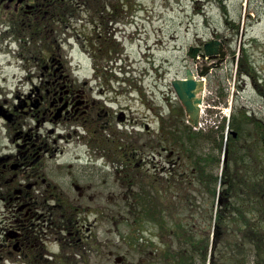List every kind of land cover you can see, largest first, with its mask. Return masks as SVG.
I'll return each instance as SVG.
<instances>
[{
    "label": "flooded vegetation",
    "instance_id": "flooded-vegetation-1",
    "mask_svg": "<svg viewBox=\"0 0 264 264\" xmlns=\"http://www.w3.org/2000/svg\"><path fill=\"white\" fill-rule=\"evenodd\" d=\"M130 1L0 0V43H19L21 68L32 83L11 103L0 100V264L85 262L95 250L93 229L104 220V211L94 214L89 204L97 170L100 180L110 163L126 178L150 166L153 176L169 177L180 160L176 137L184 135L189 146L191 126L174 79L159 76L154 61L139 77V70H125L120 94L110 97L105 54L115 50L116 62L125 51L121 36L135 16ZM66 47L88 54L90 77L75 74ZM203 63L214 69L222 62L217 56ZM118 96L126 104L116 111L109 103ZM74 138L85 154L67 158Z\"/></svg>",
    "mask_w": 264,
    "mask_h": 264
},
{
    "label": "rangeland",
    "instance_id": "rangeland-1",
    "mask_svg": "<svg viewBox=\"0 0 264 264\" xmlns=\"http://www.w3.org/2000/svg\"><path fill=\"white\" fill-rule=\"evenodd\" d=\"M130 4L135 16L134 25H128L126 34L121 36L125 51L117 56V63H109L106 71L111 98L115 96L113 93L120 94L125 70H129V67L135 72L139 70L134 75L139 77L142 71L149 68L147 63L154 61V70L159 72V76L166 77L168 81L183 78L187 69L200 66L188 56L191 47H201L211 39H225L228 60L214 68L207 79L208 93L205 97L203 121L208 126L212 123L223 126L224 120H228L236 111V117L240 120L249 113L255 122L264 124V0H131ZM66 49V60L75 68V74L81 79L90 77L93 68L88 54L76 47L73 50L69 47ZM239 52L242 58L238 62ZM24 53V56L29 54ZM20 54L22 51L19 43L12 44L11 47L0 43L1 102L7 99L11 103L16 95L28 93L32 88V83L26 79L27 72L21 68L23 60ZM152 76H155V72H152ZM117 98L118 100L109 103L116 111L126 104L121 96ZM137 108L138 103L132 105V109ZM227 122L225 121L226 125ZM213 126L209 127L210 130H215ZM245 133L247 140H240L238 146L233 143L234 148L229 149V145L225 148L224 144L222 154L218 153L219 160L223 161L224 156L228 158L229 152L230 160H235V157L241 160L238 158L239 154L246 156L245 158H254L255 148H250V144H254L260 132L254 124H249L246 125ZM65 151L67 158L78 153L85 154V149L75 138ZM184 160L187 164L190 163L186 170L192 171V158L187 155ZM109 166L104 173L106 179L100 180L102 174L97 170L99 177L96 176L91 185L93 188L96 186L97 190L90 193L94 197H91L89 204L95 206L94 214L104 211V220L93 229L95 250L90 252L85 262L80 258V264H166L160 260L159 250L164 249L163 242L169 241L177 251L180 246L177 238L171 231L161 232L153 221L142 220V214L139 213L142 199L152 196L153 191L149 186L155 177L154 170L151 166L143 171L130 170L126 178L119 175L120 167L117 163H110ZM238 167L245 170L247 165ZM235 172V167L232 166L229 169L230 175L234 176ZM244 172L240 173L243 177ZM217 173L222 177V166H219ZM194 179L195 186H190L191 178H187L183 192H193L198 203L194 210H191V205H184L180 209L169 208L173 210L169 211L173 221L193 212L195 222L202 224L206 214L203 196H206L207 189L197 176ZM79 184L85 187V181L81 180ZM223 186L218 187L221 193L227 188ZM144 187L148 188L146 193ZM191 188L194 190L190 191ZM104 189L105 192L99 191ZM232 191L247 198L246 192L238 189ZM153 196H162L164 205H170L168 197L172 195ZM231 202L240 206L237 200L231 199ZM90 216V220H94L95 216ZM257 217L259 215L256 214ZM262 217L263 215L261 219ZM197 228L200 231V227ZM245 233L239 235L235 229V237L216 243L213 248L218 253L213 254V260L208 264H264V230H258V237L256 233V245H246ZM189 237L190 235H186L185 238L190 240ZM236 248H239L238 252ZM171 251L176 252L174 249Z\"/></svg>",
    "mask_w": 264,
    "mask_h": 264
},
{
    "label": "trees",
    "instance_id": "trees-1",
    "mask_svg": "<svg viewBox=\"0 0 264 264\" xmlns=\"http://www.w3.org/2000/svg\"><path fill=\"white\" fill-rule=\"evenodd\" d=\"M126 7L127 10L130 9V2ZM68 11L72 12L73 10ZM114 55L115 50L107 52L105 54L107 58L103 56L105 58L104 62L107 65L113 63L115 61ZM236 115L235 111L231 117L229 127L231 132L237 133V137L230 134L227 145H229V149H232L234 148L233 143L238 146L240 140H247L244 135L246 134V125L254 124L260 132L254 144H250V148L251 146L255 148L253 150L255 151L253 153L255 154L254 158L250 156L245 158L246 156L239 154L238 158L241 160H237L236 157L235 160H230L231 152H229V157L226 160H219L218 153L222 154L221 151L225 144V122L218 130H209L207 132H195L191 130L189 146H187L184 135L181 138L176 137V146L180 151V160L176 162L174 173L170 174L169 177L165 176L161 179L154 177L152 185L149 186L153 191L151 193L152 196L143 198L139 204L142 205L139 212L142 214V220L153 221L161 232H165L166 230L171 231L174 237L177 238V243L180 244L179 249L176 251L171 242H163L162 248L164 249L159 250V255L161 257L160 260H163L166 264L211 263L213 254L218 253L213 247L216 243L218 244L224 240L227 241L229 237H235L233 234L235 229H237L239 235L247 233H245L246 245H256V233L258 237V230H264V124L262 122H255V119L249 113L242 116L241 120ZM233 150L235 151V149ZM216 153L217 155H215ZM187 155L189 158H192L193 168L190 172L186 170V167H189L190 163L187 164L186 160H184L185 158L187 159ZM239 165H247V167L244 170L240 169ZM219 166H222V177L217 173ZM232 166L235 167L236 171L234 176L229 173V169ZM243 172L245 173L244 177L240 175ZM195 176L199 178L201 184L203 183V187L207 189L206 196H203V209L206 213L203 216V222L202 224H198L197 221L195 222V217H192L193 212L183 216H187L186 218L181 217L173 221L171 219L172 214L169 213V211L173 210L169 208L180 209L191 205L193 207L191 210H194L198 203L193 192L190 194L183 192L187 178H191L189 185L195 186ZM221 185L227 187L222 193L218 191V187ZM143 189H145V193L148 191L147 187ZM233 189L246 192L247 198L241 197V194L235 193L232 191ZM193 190L192 188L190 189V191ZM153 194L172 195L168 197L170 205L166 207L163 197H155ZM231 199L237 200L239 202L238 205L244 204L247 207H251V209L240 210V208L235 207L237 204H233ZM256 214L259 217L256 218ZM261 214L263 215L262 219ZM237 222L244 223L236 225ZM198 226L200 227V231L197 230ZM186 235H190V240L185 238ZM258 248L260 247L258 246ZM171 249H174L176 252H172ZM235 250L238 252L239 248Z\"/></svg>",
    "mask_w": 264,
    "mask_h": 264
},
{
    "label": "water",
    "instance_id": "water-1",
    "mask_svg": "<svg viewBox=\"0 0 264 264\" xmlns=\"http://www.w3.org/2000/svg\"><path fill=\"white\" fill-rule=\"evenodd\" d=\"M223 48V42L214 40L206 43L203 48L191 47L188 56L193 59L195 63L198 62L199 56L201 58H212L220 55L221 59H224L225 51ZM208 70V68H205L204 71H200L199 76L202 78L206 77L208 75ZM173 86L180 102L186 110L189 123L193 127H198L203 103L201 93L205 88V82L197 80L194 71L188 69L186 77L174 80Z\"/></svg>",
    "mask_w": 264,
    "mask_h": 264
},
{
    "label": "built area",
    "instance_id": "built-area-1",
    "mask_svg": "<svg viewBox=\"0 0 264 264\" xmlns=\"http://www.w3.org/2000/svg\"><path fill=\"white\" fill-rule=\"evenodd\" d=\"M201 126L205 127V126H206V124H205L204 122H202V123H201Z\"/></svg>",
    "mask_w": 264,
    "mask_h": 264
}]
</instances>
